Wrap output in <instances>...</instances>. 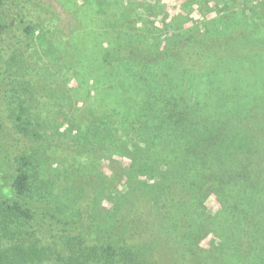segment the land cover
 Instances as JSON below:
<instances>
[{
  "label": "trees",
  "instance_id": "obj_1",
  "mask_svg": "<svg viewBox=\"0 0 264 264\" xmlns=\"http://www.w3.org/2000/svg\"><path fill=\"white\" fill-rule=\"evenodd\" d=\"M5 1L0 0V61L3 34L11 26L24 31L29 42H22L14 50L26 58L22 62L23 73L30 72L28 66H33V86L29 92L35 98V103L29 104L28 99L23 103L21 98H7L6 104L0 90V118L4 107L5 111H12L9 116L11 119L7 116V120L13 123L14 129L33 142L45 136H53L59 141L54 143L57 159L53 161L48 159V155L40 156L34 151L29 155L21 153L9 163V157L0 151V154L3 153L0 157V264H38L44 261H50L51 264H150L145 251L135 250L130 242L137 237L138 228H142L138 236L141 237L149 234L152 225L155 228L158 225L155 236L158 234L163 243L171 242L174 237L177 239L170 243L171 251L165 243L160 248L155 244L152 246V252H161V259L166 261L172 253L174 257L171 260L179 264H199L202 261V264H209L210 255L189 246L202 219H205L203 216L221 215L226 211L232 225H240L244 221L251 224L252 220L260 219V215L264 214V154L259 153L254 170L246 165L233 170L234 159L248 149L246 123L242 119H228L226 111L231 113L227 105L229 99L219 104L217 98L214 99L218 94L220 98L229 95L228 91L220 92L218 89L221 84L218 69H214L211 64L201 66L203 63L198 64L193 58L189 65L185 57L186 53L188 56L199 53V43L206 44L200 39L196 41L193 32L197 30V24L192 23L191 19L184 20L186 13L183 14L182 10L186 12L194 8L201 14L206 10L208 1L187 0V4H181L180 11L175 15L169 14L166 7L162 8L160 1H142L136 9L126 7L125 10L117 11V20L102 22L99 18L101 26L96 22L90 28L87 42L93 59L108 77L109 87L114 91H122L125 97L121 110H117V116L108 111L95 112V108L89 104L92 98L81 93L85 59L81 42L76 39L79 36L76 30L78 25L74 26L76 12L63 9L57 1L50 0L56 11L47 13L55 18V32L62 39L61 54L56 55L50 51L51 41L45 40L49 31L43 27V23L27 24L26 15L20 14L21 7L18 5L9 20L8 10H4ZM213 1L214 4L218 3L217 0ZM237 2L244 5V0ZM253 7L262 8V5ZM243 9L245 15L249 16L251 9ZM240 16H243L242 13ZM182 20L186 27L181 23ZM243 21L246 22L244 18ZM211 24L200 22L199 29L203 34L210 33L208 26ZM249 36L247 45L250 48L243 53L248 58L252 57L250 52L258 39L257 48H261L260 38ZM242 41L229 39L223 45L222 52L227 58L238 62L242 53L237 49ZM46 53L53 55L52 62L48 60L50 63H45L43 56ZM202 54L204 61L214 60L211 45H206ZM114 69L118 71L116 78L113 77ZM13 73L8 72L9 77L3 80L7 79V83L13 85L18 79ZM68 84V91H65ZM40 85L51 89L49 95L37 94L36 88ZM15 93L18 97L19 93ZM72 93H79L87 104L67 114L64 108H69L68 96ZM12 100L15 105L17 103V112L6 107ZM56 103H65L66 106H57L53 111L59 109L58 112H51L52 115L47 113L43 117L41 112ZM122 113L131 118L132 129L143 131L125 135L120 123ZM63 124L66 127L60 131ZM1 127L0 122V130ZM67 133L72 139L65 141L62 138ZM98 150L102 154L128 157L134 165L137 159L144 156L146 160L136 166L147 179L156 176L148 164L154 155L161 161L160 167L168 184L179 188V197L171 202V197L164 192L162 195L167 199L156 197L150 205H134L138 212L140 210L141 217L138 213L135 216L129 214L130 218L120 220L122 224H118L117 217H105L111 228L97 229L90 221L89 229L95 232L93 236L80 233L71 235L66 232V228H58L52 235L47 231L45 234L53 238L51 244L39 245L41 238L33 239L28 224L36 217L51 219L55 216L48 203L37 209V203L31 200L34 199L31 192L41 191L42 198L47 200L58 191L52 183L45 179L39 180L34 174L47 173V168L59 170L62 165L71 168L79 162L82 152L94 154ZM108 166L116 171L122 168L114 166L113 161ZM123 174L125 171L120 176ZM206 184L208 193L204 199L198 192L192 191L193 185H200V189H203ZM105 194L110 197L109 193ZM228 200H232L231 204ZM214 201L219 204L218 209L214 208ZM73 206L83 214L85 206L80 204L81 209L78 205ZM147 206L152 213L148 212L150 216L146 219L143 212ZM16 221L18 223L13 224V227L9 225ZM23 222L26 225L23 226ZM57 222L62 225L65 223L59 219ZM3 237H7L9 242H1ZM223 244L221 246H225ZM211 245L208 244L209 247Z\"/></svg>",
  "mask_w": 264,
  "mask_h": 264
},
{
  "label": "rangeland",
  "instance_id": "obj_2",
  "mask_svg": "<svg viewBox=\"0 0 264 264\" xmlns=\"http://www.w3.org/2000/svg\"><path fill=\"white\" fill-rule=\"evenodd\" d=\"M55 1H57L63 9H69L76 12V24L74 26L78 25L76 30L77 35H79L76 39L78 38V41L81 42L83 48L82 55L85 59L84 73L82 75V81L84 83L81 86V93L88 94V96L92 98V101L88 103L95 108V112L108 111V113L113 114V116H117V110H121L125 97L124 94L121 93L122 91H114L112 87H109L107 83L108 77L104 74L101 68H98V62L93 59L87 42V35L90 28L94 27L96 22L100 24L99 27L101 26L99 18L102 22L117 20V17H115L117 11H120L121 9L125 10L126 7L136 9L142 1L151 3L160 1L163 5L162 8L166 7L171 15H175L180 11L181 4H187V0ZM205 1H208L209 3L205 4L206 10L202 12L203 15L202 13L199 14L194 8L191 11L186 10V12L182 10V13H186V15L183 16L184 20L191 19L192 23L197 24V30L193 32L196 36V41H199L200 39V41L206 45H211L214 60L204 61L202 49L206 48V45L202 43H199L201 47L199 53L191 54L189 56L188 53H186L185 57L189 65L191 64L190 59L193 58L198 64L203 63L201 66L211 64L214 69H218V74L220 73L221 75V84L218 86V89L220 92L228 91L229 95L226 98H220V95L218 94L214 99L217 98L218 104L222 103L225 99H229L227 105L230 108L231 113L228 114L226 111V116L229 115L228 119L230 121H233V119L235 121L242 119V121L246 123L245 129L248 135L246 145L248 149L247 151H244L243 155H238L234 159L232 168L236 171L242 169V167L246 165L250 170H254L256 168L255 164L257 163L259 153L264 154V52L262 51L264 48V0H244V5L237 2V0H217V4H214L213 0ZM258 4L262 5V8L253 7ZM16 5L21 7L20 14L22 13L23 15H26L25 19L27 24L38 22L43 23V27L49 31V36L48 38H45V40L51 41V53L60 55L62 51V45L60 44L62 39H60L55 32L56 28H54L55 25L53 24L55 18L53 15L47 13L48 11H56L55 7L50 3V0H33L29 2H26V0H6L4 10H8V15H6L9 20L10 17L15 14ZM203 5L204 4H202V6ZM245 7L251 9L249 11L250 15L248 14L249 16L245 15L243 9ZM241 13L243 16H240ZM226 14H228L227 18ZM243 18L246 22L243 21ZM184 20H182L181 23ZM184 22L183 26L186 27ZM200 22L212 23L208 26L210 33L203 34L200 30ZM218 27H220V29H218ZM23 32L21 29L12 28L11 26L10 30L5 32L2 36L0 90L1 93L4 94L5 98L3 101L6 104L7 98H21L23 103L28 99L29 104L33 105L35 103V98H33L29 92L32 90L31 87L33 86L31 85V81L33 82V66H28L31 70H29L30 72L23 73L24 67L22 66V62H24L26 58L15 53L14 50L20 46L22 42H29L30 39L24 35ZM248 36H255L261 40L260 50L257 48L258 39L252 48V52H250L252 55L250 58L243 54L250 48L247 45ZM229 39L243 40L237 49L242 53L238 62L232 58H227L225 53L222 52L223 45ZM43 57L46 59L45 63H50L53 60V55L48 53ZM207 61L209 63H207ZM10 71L14 72L13 76L18 77V79H15L13 85L8 84V81H6L7 79L3 80L6 76L7 78L9 77L8 72ZM21 76L23 77L19 78ZM117 76L118 71L114 69L113 77L116 78ZM72 84L73 83L71 82L70 85ZM186 85L189 86L188 84ZM68 88L69 84L66 86L65 91H68ZM36 90L39 96H46L49 95L51 89L40 85ZM15 92L19 93L18 97ZM70 96H72V98ZM70 96H68L69 100L67 103L69 108L65 107V103L64 105L61 103H56L54 106L49 105L45 108V112H41L43 117L47 113L58 112L59 109L53 111L57 106L58 108L64 106L67 114H70L72 110L74 112V109H81L86 106L87 103L84 100L85 98H80L79 93H72ZM71 101L72 106H70ZM75 103L76 105L71 109ZM16 105L14 104V100H12L10 104L6 105V107L9 109L12 108V110L17 112V110H15ZM10 113H12V111L7 112L4 107H2L0 118L2 126L0 130V151L9 157L8 162H13V160L21 153L29 155L34 151H37L40 156L44 154L48 155L47 157L50 161L56 160L57 154L54 149L56 147L54 143L59 140L52 138L53 136H45L42 140L33 142L21 132L14 129L13 123L10 122V120H7V116L9 117ZM125 115V113H122L120 120L121 126L123 127V133L125 135L129 132L141 133L143 129H132L130 123L131 118ZM65 127L66 125L63 124L60 131ZM62 139L68 141L72 139V136L67 133ZM3 153L0 154V157ZM82 153L83 155L79 159V162L71 168L67 165H62L59 167V170H55L49 169L45 166L48 169L47 173L34 174V177L37 179H45L48 183H52L51 185L53 188L58 191L52 193L47 200L42 198L41 191L38 192L37 190L31 192L33 196L32 198H34L31 200L35 201L33 203H37V209L48 203L51 206V212L55 216L51 219H49V217H36L35 220L31 221V224H28L29 227H27L32 230L33 239L36 237L41 238L38 243L39 245L51 244L50 240H53V238L45 234L47 231L52 235V233H55L58 228L59 230L66 228V232L71 235L80 233L85 236H93L95 232L94 229H89L90 221L93 223L94 228H111V224L106 223L105 217H117L118 224H122L120 220L130 218L129 214L130 216H135L138 213L139 217H141L140 210L138 212L134 205H150L156 197H163V199H165L166 196L164 197L162 195L164 192L171 197V202L179 197V188L173 183L172 184L176 187L168 184L169 181L164 178L165 173L160 167L161 161L154 155L150 157L148 164L150 165V171L152 173L154 171V175L156 176L154 179L153 177L147 179L145 175H141L142 173L138 171L136 166L138 163H143L146 160L144 156L137 159V163L134 165L128 157H121L118 154H102L99 150L94 154L88 152ZM111 161H113L114 166L122 168H119L118 171L110 168L108 164ZM44 165H42V167ZM123 171H125V174L120 176V173ZM206 187L207 184L203 189H200V185H196V187L193 185L192 191L196 193L198 192L200 197L204 199L206 193H208ZM105 193H109L110 197ZM228 201L229 204H231L232 200ZM80 204L85 206L83 208V214L73 206L78 205L80 207ZM149 208L150 207L147 206V209L143 212L146 219L150 216L148 212L152 213ZM214 208H219V204H216L215 201ZM129 209H131V213L129 212ZM202 218L205 219H202L203 222L199 225L196 235L190 240L189 246L195 247L196 250L203 254L210 255L211 261L209 264H264V214L260 215V219L252 220L251 224L244 221L240 225H237L236 223L232 225L228 220L226 211L221 215H206ZM58 219L61 223L65 222L64 225L58 223ZM226 220L227 223L225 222ZM17 223L18 222L16 221L9 225L13 227L12 225H16ZM24 225L26 224L23 222V226ZM154 226L155 225H152L151 231L149 229V234L141 237L138 236L141 235L142 228H138L136 232L137 237H135L130 244L133 245L137 251L144 250L150 264H179L177 261L171 260L174 256L169 251L171 258H167L166 261L161 259V252H152V246L154 244L159 248L166 244V246L170 247L171 251L172 246L170 243L177 241L174 237L171 242L166 239L168 242L164 241V244L158 238V234L155 236L158 232V225L157 228ZM114 230L116 231L115 227ZM6 241L9 242L7 237L1 238V242L4 243ZM209 243L212 244L211 247L208 246ZM221 243H224L223 245L225 246H221ZM213 255L214 259L212 258ZM202 263L203 261L199 264ZM38 264H51V262L44 261Z\"/></svg>",
  "mask_w": 264,
  "mask_h": 264
}]
</instances>
